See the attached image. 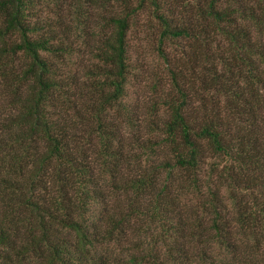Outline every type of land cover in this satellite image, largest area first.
<instances>
[{
    "label": "trees",
    "instance_id": "obj_1",
    "mask_svg": "<svg viewBox=\"0 0 264 264\" xmlns=\"http://www.w3.org/2000/svg\"><path fill=\"white\" fill-rule=\"evenodd\" d=\"M0 264H264V0H0Z\"/></svg>",
    "mask_w": 264,
    "mask_h": 264
},
{
    "label": "rangeland",
    "instance_id": "obj_2",
    "mask_svg": "<svg viewBox=\"0 0 264 264\" xmlns=\"http://www.w3.org/2000/svg\"><path fill=\"white\" fill-rule=\"evenodd\" d=\"M136 19L137 23L133 25L131 34L138 46L139 57L142 62L137 70V77L132 79L130 87L132 93L128 100L135 105V109L141 116L142 125L147 129L146 131L158 134V131L156 129L151 130L146 122L149 117H154V120L159 122L165 116L162 100L167 98L171 88L165 63L153 48L149 38L146 37L148 25L153 27L155 22L144 11L139 12ZM74 60L78 62L77 59ZM83 63L86 65L87 61L83 60ZM78 66L80 67L78 72L84 78L86 70L82 64Z\"/></svg>",
    "mask_w": 264,
    "mask_h": 264
}]
</instances>
